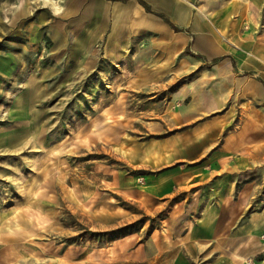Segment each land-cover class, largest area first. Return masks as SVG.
<instances>
[{
    "label": "crops",
    "instance_id": "0c3cea01",
    "mask_svg": "<svg viewBox=\"0 0 264 264\" xmlns=\"http://www.w3.org/2000/svg\"><path fill=\"white\" fill-rule=\"evenodd\" d=\"M1 18L0 36L8 31L7 14ZM42 24V37L49 42L44 68L38 60L26 73L21 50L26 41L16 42L20 50L15 52H5L6 44L0 48V159L24 156L27 146L38 150L46 143L49 116L41 107L45 93L40 88L46 76H104L106 62L114 76H130L133 89L191 76L193 87L184 83L175 95L196 97L195 109L178 108L171 122L184 124L193 111L194 127L153 148L141 142L129 147L139 154L136 161L155 164L157 149L154 159L168 164L188 159L185 146L196 144V168L189 173L182 166L166 169L145 189L151 195L165 188L170 193L193 189L188 209H196V215L187 219L185 233L169 239L175 243L157 253L175 249L168 264H264V0H55ZM35 27L28 44L40 49ZM108 109L89 127L104 134L106 117L116 111ZM237 120L238 128L224 134ZM223 134L218 151L210 152ZM15 165L5 170L16 179L13 192L27 198L0 204V264H23L26 258L34 264L40 261L34 246L42 229L39 201L55 205L57 198L51 187L47 195L33 180L26 184L24 164ZM66 194L78 201L72 188ZM97 214L111 221L121 212L102 204ZM143 250L139 245L123 256L138 259ZM87 253L100 261L120 256L113 247Z\"/></svg>",
    "mask_w": 264,
    "mask_h": 264
},
{
    "label": "rangeland",
    "instance_id": "374dc122",
    "mask_svg": "<svg viewBox=\"0 0 264 264\" xmlns=\"http://www.w3.org/2000/svg\"><path fill=\"white\" fill-rule=\"evenodd\" d=\"M22 1H25L24 10L20 8ZM50 1L55 2L0 0L1 19L4 20L6 14L8 17V31L0 36V48L6 44L8 49L4 48L5 52H15L20 50L16 48V42L26 41L25 50L21 49L26 73L33 70L38 60L43 68L48 62L49 42L47 37H42V23L49 15ZM22 13L25 18L20 19ZM35 18H38V25H34ZM34 26L40 28V49H32L28 44L34 37L29 33ZM22 30L27 36H23ZM104 68L108 69L104 76L97 73L46 76L48 80L40 86L45 93L41 107L46 108L49 116L44 132L46 143L38 150L31 149L35 145L27 146L21 152L24 156L9 155L8 160L0 159V204L17 201V196L27 198L13 192L15 185L11 180L16 179L14 176L11 179L12 174L5 170V166L15 164H24L26 184L33 180L31 184L41 185L42 192L48 190L47 195L48 187H51L57 198L55 205L39 201L42 229L35 238L37 243L34 246L40 251V261L35 260L34 264H168L175 255V249L163 254L157 253L158 249L168 242L175 243L169 239L185 233L187 219L196 215V209H188L193 199L191 188L174 193L166 188L152 195L145 193L152 180L155 184L153 178L166 169L182 166L189 173L196 168V144L190 142L185 146L188 159L168 164H160L154 159L161 152L157 149L152 151L155 164H148L149 160L137 162L139 154L133 153L134 147L131 151L129 148L139 142L152 147L179 131L194 127L196 112L193 111L186 113L189 118L184 124L177 126L171 122L173 112H177L178 108L183 111L185 108L195 109L193 103L196 97L191 94L175 95L180 85L190 83L191 76L179 81L159 82L152 88L133 89L128 85L130 76H114L115 70L109 62L104 64ZM190 86L193 87V83ZM112 108L116 111L109 112L108 120L106 117L104 134L89 127L102 109L111 111ZM238 125V120L231 122L224 134L234 127L238 128ZM28 130L30 132L26 127V136ZM224 134L210 152L218 151ZM130 153L134 158L130 159ZM69 188L74 190L73 198L78 201L67 198ZM102 204L121 212L119 218L107 221L96 217ZM184 217L185 223H182ZM139 245L143 247L147 259L144 253L138 259L123 256V253ZM98 247H113L120 256L106 257L105 261L95 260L87 252ZM23 264L33 263L26 258Z\"/></svg>",
    "mask_w": 264,
    "mask_h": 264
}]
</instances>
